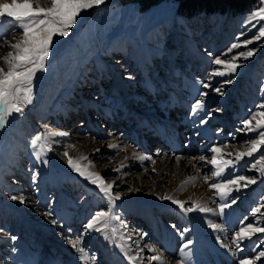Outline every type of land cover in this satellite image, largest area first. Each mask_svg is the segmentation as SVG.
Returning <instances> with one entry per match:
<instances>
[{
	"label": "rangeland",
	"instance_id": "obj_1",
	"mask_svg": "<svg viewBox=\"0 0 264 264\" xmlns=\"http://www.w3.org/2000/svg\"><path fill=\"white\" fill-rule=\"evenodd\" d=\"M38 2L50 6L49 0ZM178 2L154 0L145 6L143 0H107L99 9L83 12L68 37H54L51 60L34 80L32 103L22 118L17 116L0 132V264H82L69 243V238L82 233V246L96 254V264H128L101 234L85 233L87 220L105 204L95 186L68 167L65 151L74 160L87 157L80 160L81 166L94 165L90 170L114 182V192L122 193L115 213L133 233L128 240L133 254L139 250L137 241L143 249L141 264H150V248L168 262L180 255L181 238L173 224L189 229L185 238L193 243L188 264H237L241 254L229 251V238L264 193V178L241 193H232L240 199L223 217L199 212L185 217L170 201L157 198L164 196L161 192L173 183L175 173L170 167L166 174L159 160H193L195 165L184 168L183 180L168 196L178 200L185 191L195 193V186L202 185L210 194L207 206L216 209L218 194L209 187L214 182L212 165L199 157L210 158L207 149L212 145L228 144L225 151H233V146L242 150L248 137L237 129L264 97L259 91L264 86V46H259L262 42L249 45L258 51L237 70L234 82L224 85L223 95L210 92L201 115L210 112L211 118L199 124V117L190 115V104L199 89L197 80L206 81L217 67L209 64L208 52L220 54L235 42L246 31L244 21L251 11L181 15L176 11ZM255 31L247 32V37ZM9 50H0V57ZM228 78L216 77L213 84L219 86ZM46 128L67 135L53 138L48 163L43 165L31 155L30 139ZM125 150L136 156L126 157ZM138 156L151 159L141 161ZM245 161L252 163L254 158ZM245 161L237 171L258 175L242 167ZM36 171L39 175L33 182ZM158 173L166 174L161 192L153 189ZM12 195H22L26 202L13 201ZM183 201L190 204L195 198ZM49 210L52 216H45ZM206 219L220 224L222 230L213 232ZM251 220L249 216L246 223ZM113 224L119 229V242L124 230L119 221ZM142 234H146L143 239ZM260 236L264 234L244 242V257L252 255ZM256 264H264V258Z\"/></svg>",
	"mask_w": 264,
	"mask_h": 264
},
{
	"label": "snow or ice",
	"instance_id": "obj_2",
	"mask_svg": "<svg viewBox=\"0 0 264 264\" xmlns=\"http://www.w3.org/2000/svg\"><path fill=\"white\" fill-rule=\"evenodd\" d=\"M50 6L43 7L38 0H10L8 2H0V50L3 48L10 49L6 55L0 57L3 66H0V132H2L10 123L15 122L16 117H23L25 108L32 103L33 86L37 73L44 72L46 62L50 56V49L54 44V37H68L73 27L78 23V18L83 12L93 8L99 9L101 5H105L107 0H49ZM4 17L10 18L5 20ZM264 0H257L249 15L245 18L244 27L246 31H242L235 37L226 50L220 54L208 52L210 65L213 67L207 75V80H197L199 89L193 95V102L190 104V115L199 117L198 123L204 125L211 118V113L201 115L205 111L206 97L210 92L223 95V87L225 84H232L237 70L245 66V62L252 58L258 51V47H249L255 42H262L259 46H264ZM256 29L251 37H247V32ZM243 37V39H241ZM11 38V40L9 39ZM14 40V42H12ZM243 49L241 51H234ZM216 77H229L219 86H214L213 80ZM208 90V91H205ZM259 91L264 94V86ZM15 114V115H14ZM242 127L237 131L244 133L248 138L242 143V150H238L233 146V151H225L229 147L228 144L212 145L207 151L211 152V157L201 155L199 160L206 161L212 165L211 177L214 182L209 185L210 189H214L218 194L219 203L216 209L210 208L206 203L201 204L193 201L190 204L186 201H180L172 196H158V199L170 201L185 216L191 213H202L225 216V210L232 208L240 199L239 196H233L232 193H241L247 190L251 185H255L259 178H264V97L262 102L254 104L253 109L249 110L241 120ZM249 133L255 135L248 136ZM65 132L51 131L46 128L42 133L36 134L30 139L31 155L35 156L36 161L40 164L47 165V154L52 151L54 137L65 136ZM231 135V134H230ZM235 139V136L232 137ZM110 148H116V145H109ZM99 151V149H97ZM260 153L257 157L256 154ZM63 156L68 157L67 164L81 178L89 184L95 186L98 190V196L105 207L95 211L84 225L85 233L96 232L111 243L115 248L119 249L128 264H141L145 259L143 249L140 248L137 241V249L133 254L132 248L128 245L133 233L128 232V225L121 220L115 213L117 207L116 201L121 199L122 193L114 192V182H106L105 179L90 168L94 165L81 166L80 160H86L87 157H81L80 160H74L69 157L65 151ZM137 159L143 161L151 159L147 156H138ZM245 158H254V162L249 163ZM177 160L180 157H176ZM245 161L242 167H247L249 171H254L258 175L248 176L237 171V166ZM114 168L113 171H119ZM39 172H33L32 180L35 182ZM208 178H205V183ZM131 191V190H130ZM13 201L19 200L24 204L25 198L12 195ZM216 203V201H213ZM264 193L261 194L257 204L250 208L248 215L239 221V228L234 231L229 238V251L240 253L237 264H256L261 258H264V236L257 238L258 242L253 243L252 255L244 257V242L251 241L255 234H264ZM45 216H52V212H44ZM249 216L252 218L251 222ZM113 221H119V228L124 231L119 234V242L117 241L118 228ZM55 224L56 220L53 219ZM206 223L213 232L222 230V226L209 219ZM176 234L181 238L179 246L180 255L174 257L172 264H188L191 254L193 241L185 238V233L189 231L187 227L180 229L177 225H172ZM71 232V229H69ZM127 233V236L125 235ZM142 234L141 239L144 238ZM12 240L16 237L12 236ZM84 233L78 235L75 239L69 238L71 246L79 253V259L82 264H96V254L90 253L82 244ZM217 242L221 247H226L220 237ZM153 253L148 257V261L155 264H169L164 257L156 254V249L150 248Z\"/></svg>",
	"mask_w": 264,
	"mask_h": 264
},
{
	"label": "bare ground",
	"instance_id": "obj_3",
	"mask_svg": "<svg viewBox=\"0 0 264 264\" xmlns=\"http://www.w3.org/2000/svg\"><path fill=\"white\" fill-rule=\"evenodd\" d=\"M50 60H51V58L49 59V61ZM125 152L126 153L124 155L126 157L129 156V158H130V157L136 156L132 152H129V151H126V150H125ZM163 160H165L166 162H164ZM159 161L161 162V164L165 165L164 169L166 168L167 170L165 169L164 172H166V174H167V171L170 169V167H173L172 169H173V171H175L173 179H172V180H174L173 183L170 184L168 186V188L166 190H164L163 192H161V188H162V185H163V183L165 181L166 174L164 176H158V175H160L159 174L160 172L157 174V176L155 178V181H154L153 189L156 192L163 193V195H168V194L172 193V191L174 189H176V186L178 185V183L183 180V178H184V175H183L184 172L183 171L187 167H189V166L191 167L192 165H195L193 160H189V161H187L185 163H182L181 162L182 159L181 160L180 159L177 160L176 158H174V159L173 158H165V159L163 158V159H161ZM195 187L197 189V191L195 193H191V192L185 191L180 197H178V200H180V201L190 200L191 201V200H193L195 198V201H198L201 204L208 203L209 200H210L209 192L204 191L202 185H199V186L196 185ZM193 189H194V187H193ZM196 194H197V196H195ZM212 207H214V205ZM212 207L210 206V208H212ZM151 263H155V262H151ZM169 264H172V262H169Z\"/></svg>",
	"mask_w": 264,
	"mask_h": 264
},
{
	"label": "trees",
	"instance_id": "obj_4",
	"mask_svg": "<svg viewBox=\"0 0 264 264\" xmlns=\"http://www.w3.org/2000/svg\"><path fill=\"white\" fill-rule=\"evenodd\" d=\"M153 1L143 0L145 6ZM256 3L257 0H179L176 11L181 15H190L198 11H229L233 15L251 11Z\"/></svg>",
	"mask_w": 264,
	"mask_h": 264
}]
</instances>
